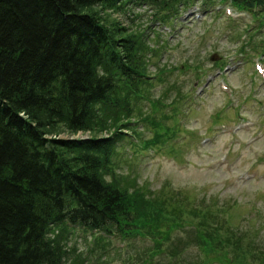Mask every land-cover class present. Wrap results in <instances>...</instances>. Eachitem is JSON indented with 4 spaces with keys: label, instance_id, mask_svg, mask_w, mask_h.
Returning <instances> with one entry per match:
<instances>
[{
    "label": "rangeland",
    "instance_id": "obj_1",
    "mask_svg": "<svg viewBox=\"0 0 264 264\" xmlns=\"http://www.w3.org/2000/svg\"><path fill=\"white\" fill-rule=\"evenodd\" d=\"M123 8L94 9L138 36L146 76L103 178L143 194L156 215L130 239L51 234L71 264H264V13L224 0Z\"/></svg>",
    "mask_w": 264,
    "mask_h": 264
},
{
    "label": "trees",
    "instance_id": "obj_2",
    "mask_svg": "<svg viewBox=\"0 0 264 264\" xmlns=\"http://www.w3.org/2000/svg\"><path fill=\"white\" fill-rule=\"evenodd\" d=\"M130 1L0 0V264H71L54 227L130 239L156 215L103 178L146 68L138 36L94 8ZM224 1L264 13V0Z\"/></svg>",
    "mask_w": 264,
    "mask_h": 264
}]
</instances>
